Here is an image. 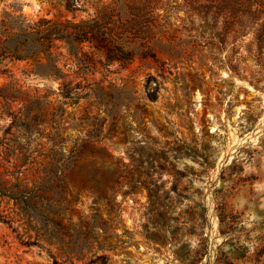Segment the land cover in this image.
<instances>
[{"label": "rangeland", "instance_id": "obj_1", "mask_svg": "<svg viewBox=\"0 0 264 264\" xmlns=\"http://www.w3.org/2000/svg\"><path fill=\"white\" fill-rule=\"evenodd\" d=\"M41 18L138 54L6 62L0 264H264V0H0V42Z\"/></svg>", "mask_w": 264, "mask_h": 264}, {"label": "trees", "instance_id": "obj_2", "mask_svg": "<svg viewBox=\"0 0 264 264\" xmlns=\"http://www.w3.org/2000/svg\"><path fill=\"white\" fill-rule=\"evenodd\" d=\"M25 39L18 41L15 45L0 42V75L8 73L4 68L6 62L12 59L32 58L41 61L44 55H49L51 48L56 41L66 42L76 52H82L84 57L88 53L84 51V44L89 43L96 50L105 49L107 51L108 62L119 61L128 63L134 60L138 50L129 48L118 42V39L112 33L104 31L97 23L96 19L81 20L73 22L71 20L59 21L54 19L41 18L31 23L23 34ZM143 55V54H142ZM85 69L89 70V63L86 58L82 59ZM67 84H61V91L68 92ZM15 92H12L9 85L0 86V113L8 112V104L16 100ZM134 189V188H130ZM152 204L161 202V194L156 183L148 187ZM170 225V224H169ZM158 227V226H157ZM171 227V226H170ZM158 227L157 231H152L146 235V238L155 242L165 243L168 241L164 234H161ZM167 239V240H166ZM172 239V237H171ZM199 258L195 259L193 264H197Z\"/></svg>", "mask_w": 264, "mask_h": 264}]
</instances>
